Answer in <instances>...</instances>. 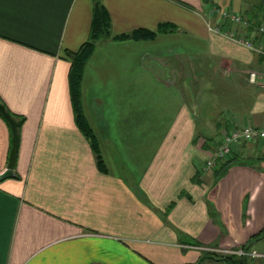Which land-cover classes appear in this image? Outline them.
<instances>
[{"label":"crops","instance_id":"1","mask_svg":"<svg viewBox=\"0 0 264 264\" xmlns=\"http://www.w3.org/2000/svg\"><path fill=\"white\" fill-rule=\"evenodd\" d=\"M94 1L0 0V102L21 120L15 176L0 181V264H264L207 256L264 253V142L204 168L223 129H264V89L247 80L264 57L222 34L264 46V0H98L112 34L156 32L101 39L85 63L81 106L102 169L75 122L65 58L86 41ZM189 63L190 79L222 81L214 101L196 102L211 91L188 82ZM11 138L0 115V173Z\"/></svg>","mask_w":264,"mask_h":264},{"label":"trees","instance_id":"2","mask_svg":"<svg viewBox=\"0 0 264 264\" xmlns=\"http://www.w3.org/2000/svg\"><path fill=\"white\" fill-rule=\"evenodd\" d=\"M169 27L170 25H168L167 23L161 24L159 25L157 32L169 31L171 30V28ZM155 34H156L155 31L147 30V29H135L129 33L112 34L110 29L109 15L106 9L104 8V6L98 0H95L92 9L89 33L86 41H84L76 51H67L65 54V58H67L70 61L68 82L70 88L71 102L75 113V122L79 127V129L89 140L91 147L95 152L97 166L101 169L104 167L103 159L99 153V148L95 136L84 118L82 106H81L80 82H81V75L85 63L89 58V56L91 55L97 42L101 39L112 38V39L139 40V39L152 38ZM10 114L14 118V120L18 123L17 126V132H18V127L21 124V120L16 118L14 115H12V113ZM217 171L219 170L217 169ZM207 256L214 258L216 257V254L208 253ZM224 259L229 261L232 260L233 258L224 257ZM240 262H245V261L242 259L240 260Z\"/></svg>","mask_w":264,"mask_h":264},{"label":"built area","instance_id":"3","mask_svg":"<svg viewBox=\"0 0 264 264\" xmlns=\"http://www.w3.org/2000/svg\"><path fill=\"white\" fill-rule=\"evenodd\" d=\"M225 16L229 18L232 23L240 24L243 23L241 15L234 12H223ZM208 28L218 33L220 32L219 27L208 24ZM258 32L264 38V22L258 27ZM230 40L237 44L243 45L246 48L256 52L257 54L264 57V46H254L251 39L245 37L243 34H237L236 31L223 32ZM247 80L249 83L259 86L264 89V71L250 70L247 73ZM264 142V129L250 125H234L229 130L223 129L220 134L219 142L214 147L211 155L205 160V169H217L221 167L232 157L234 146L242 142ZM209 253L220 254L224 257H235L243 260H253L257 258H264V253H260L255 249L241 246L238 248H209Z\"/></svg>","mask_w":264,"mask_h":264},{"label":"water","instance_id":"4","mask_svg":"<svg viewBox=\"0 0 264 264\" xmlns=\"http://www.w3.org/2000/svg\"><path fill=\"white\" fill-rule=\"evenodd\" d=\"M187 98L189 102L191 101V97L189 94H187ZM0 115L7 121V123L10 126L11 131V147L8 155V160L6 164V169L0 173V181L7 178L14 176L13 168L15 166L16 162V153L18 148V132H17V126L18 123L14 120V118L11 116V114L5 109V106L0 102Z\"/></svg>","mask_w":264,"mask_h":264},{"label":"rangeland","instance_id":"5","mask_svg":"<svg viewBox=\"0 0 264 264\" xmlns=\"http://www.w3.org/2000/svg\"><path fill=\"white\" fill-rule=\"evenodd\" d=\"M190 69H191V64L189 63V64H185V65H183V68L181 69L182 70V72H184L185 73V75H187L188 77H187V80H188V82L191 84V82L192 83H194V85H195V82H197V84H198V86H202V84H203V87L202 88H205V89H208V90H210L211 91V94H204L203 93V96H201V97H197V101L196 102H198L199 100H201V101H203V103L204 104H206V102H212V100L214 101V98H215V95L216 94H214V92L215 91H218L219 89H221L222 88V81L220 80V79H214V80H211L210 82H209V84H207V81H204V83H202L203 81L202 80H199V81H196V80H192V79H190L189 78V74H186V73H188L189 71H190ZM181 72V71H180ZM191 91V90H190ZM192 94V93H191ZM197 104V103H196ZM210 115V118L211 119H219L221 116L223 117V115L221 114V113H219V112H215V111H213L212 109H211V111H210V113H209ZM210 119H209V117L207 118V121H209ZM258 261V260H257Z\"/></svg>","mask_w":264,"mask_h":264}]
</instances>
